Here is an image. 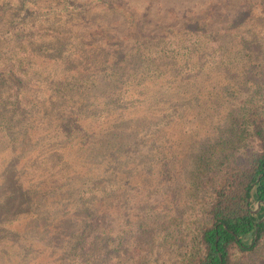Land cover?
Segmentation results:
<instances>
[{
    "label": "trees",
    "instance_id": "16d2710c",
    "mask_svg": "<svg viewBox=\"0 0 264 264\" xmlns=\"http://www.w3.org/2000/svg\"><path fill=\"white\" fill-rule=\"evenodd\" d=\"M123 1L0 0V209L35 204L0 220V234L18 236L0 240V264H51L53 239L74 230L69 264L119 261L86 248L128 233L130 212L148 216L153 198L170 228L195 230L178 264H243L264 250V0H206L150 26Z\"/></svg>",
    "mask_w": 264,
    "mask_h": 264
},
{
    "label": "rangeland",
    "instance_id": "374dc122",
    "mask_svg": "<svg viewBox=\"0 0 264 264\" xmlns=\"http://www.w3.org/2000/svg\"><path fill=\"white\" fill-rule=\"evenodd\" d=\"M79 3L82 2H88V0H77ZM206 0H124L123 3L126 6V8H128L129 11L133 12L134 15H137V18L141 19L142 21H145L144 24L147 26L153 25V23H164L165 21H167L168 19L174 18V17H180L183 14L186 13V15H188L189 17L191 16L192 13H198L200 9H202L201 7L203 6L204 2ZM228 1V0H227ZM234 1V0H233ZM229 3H232V0L229 1ZM206 6V5H205ZM101 6H98V8ZM230 7V6H229ZM95 7V11H96ZM221 8V6L219 7ZM99 10H104V8H99ZM97 11V12H101V11ZM103 13V12H101ZM106 13H103L102 15H104ZM95 13L93 12L92 9L89 10V12L87 13V15L83 16L84 22L87 23L88 20L89 22L91 20H93L92 18L94 17ZM101 20H108V18L100 16ZM96 21V20H95ZM8 49V46H5ZM4 47V48H5ZM5 49V50H7ZM259 62L261 63V68H260V80H264V56L259 58ZM220 72L215 74L213 73V76L218 77ZM259 80V79H257ZM261 90L259 91V93H257V98L255 99L258 103L264 104V87H260ZM216 90V89H215ZM225 90L227 91H223V95L226 99H230L233 95L232 91H229V87H226ZM217 91H215L216 93ZM218 104V102H216ZM9 110L10 107H5L4 109ZM218 108V106H216V109ZM200 111H204L203 107H199L198 108ZM18 116V115H17ZM16 116V117H17ZM205 116V113H199L197 115V118L199 117V119H202ZM202 129V130H197V129ZM197 130L198 135L203 133V128H202V123H200V126L196 127L195 131ZM202 131V132H201ZM208 144H203L201 145L197 151H203L206 146ZM7 147L6 145H1L0 146V150H2V154L1 155H6L7 154V150L5 149ZM14 164L11 165V175L13 176V180L14 182H16L17 180V187L20 186V184L18 183L20 177H22V170L19 171L17 168L18 167H13ZM194 167V163H192L190 166H188L185 170V178L190 177L189 171ZM192 177H190L189 179H191ZM136 197V196H134ZM154 201L151 202H146V206L151 207V210H149L147 212V215L150 216H146L145 212L143 210H141L143 207L138 208V206L134 203V200H131L130 206L131 208H138L136 210H133L130 212L131 214V219L130 221L133 223L131 228H128L127 231L128 233H120L119 229H118V234H115L112 239L114 240H110L107 242L106 245H100V243H97L95 246L98 248L96 249V247L91 246V247H87L86 250H88L89 255H90V259L94 260L95 257V253L96 251H101L102 249L109 247V249L107 250H111L112 254L114 256L118 255L119 256V261L114 260V258H107L104 257L103 259L100 260L99 264H110L111 263H117V264H137V260L138 255H149L147 256L148 259L147 261H145L144 264H178V261L180 259V255L182 254V252L184 251L183 246L187 245L189 243V241H191V239L195 236V230L193 228V226H191L188 229H176L170 226H172V222L168 219L167 214L164 212H167L166 208L163 210H157V208L159 207V205H157L156 203V198H153ZM77 202V200H76ZM74 203V207H78L79 204L78 203ZM78 202L80 203V200H78ZM35 207V204H33ZM32 202L31 201H27L26 206L23 208L22 206H17L13 211H10L12 213H5V211H1L0 209V220H6L7 216H13L14 218L10 221H14L15 220V216L19 215L22 212H26L32 210L33 208ZM145 207V206H144ZM70 208H73V204L70 205ZM69 208V209H70ZM152 208L155 210V212H153ZM38 209V208H37ZM35 208L32 210L34 211ZM157 210V211H156ZM138 212V213H137ZM169 212V211H168ZM167 212V213H168ZM82 214V213H81ZM85 215V214H83ZM86 216V215H85ZM136 216H140V218H146L145 220L142 219H134L137 218ZM79 217V216H78ZM81 217V216H80ZM151 218L154 219L157 223V229H153L150 228L149 231H147L143 236L137 235L135 234L134 230V226L136 227L137 224L141 223L142 221H151ZM8 220L11 218H7ZM9 221V222H10ZM2 222V221H0ZM16 226V224L14 225V227ZM75 231V230H74ZM73 231V232H74ZM73 232L71 233H65L64 235V240L62 242H58V239H53V245L50 248V251L52 252V256H53V262L51 264H69L68 262H72L73 258H71V252H67L68 251V246H70L69 241H71L72 244L75 245L74 243V234ZM120 233V234H119ZM158 235V236H157ZM42 236V235H41ZM40 235L38 237H41ZM123 238L124 242H122L123 244L120 245L119 247H117L118 242H119V238L122 239ZM10 237V241L12 242V244L15 243V240L18 238L17 235L10 233H3L0 234V240L1 239H6ZM154 237H158V239H156V242L154 243ZM184 242H181V241ZM113 241V242H111ZM66 242V243H64ZM144 243V244H142ZM66 246V250L60 251L59 247L64 245ZM67 244V245H66ZM149 244V246H148ZM77 246L75 245V248ZM151 247V248H150ZM2 249V248H0ZM152 249V251H151ZM123 250V256H121L120 251ZM84 254V253H82ZM130 254L131 257H128ZM136 255V257H133V255ZM109 255V254H108ZM261 256H264V250H259L257 253H253L250 254L248 257H246L245 259H240L241 262L243 264H259L260 263V259H262ZM0 257H3V255L1 254L0 251ZM145 260V258L143 259ZM1 261V258H0ZM137 261V262H136ZM136 262V263H134ZM264 264V261H262Z\"/></svg>",
    "mask_w": 264,
    "mask_h": 264
},
{
    "label": "water",
    "instance_id": "95a60500",
    "mask_svg": "<svg viewBox=\"0 0 264 264\" xmlns=\"http://www.w3.org/2000/svg\"><path fill=\"white\" fill-rule=\"evenodd\" d=\"M257 211V209L256 210H254V212H256Z\"/></svg>",
    "mask_w": 264,
    "mask_h": 264
}]
</instances>
